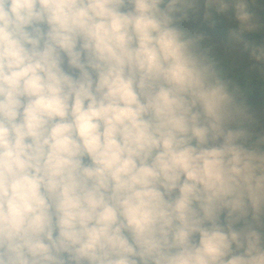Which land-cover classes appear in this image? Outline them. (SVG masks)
<instances>
[{
  "label": "flooded vegetation",
  "instance_id": "flooded-vegetation-1",
  "mask_svg": "<svg viewBox=\"0 0 264 264\" xmlns=\"http://www.w3.org/2000/svg\"><path fill=\"white\" fill-rule=\"evenodd\" d=\"M70 1L0 0V33L3 35L0 38V45L2 41L6 42V46H1L5 51L9 50L14 57H10V65L3 66L5 67L3 70H7L6 67L12 69L13 75L7 83L9 89L0 87V144L6 140L2 135L3 130L11 137L13 143L10 144L11 149L20 148L19 139L31 138L28 144L29 152L20 148L30 159L39 162L54 160L62 165L31 168L20 156L8 159L10 164L7 161L0 163V195L9 194L6 200L0 203V213L10 211L5 217L0 215V253H3L0 254V264L2 262L8 264L5 259L6 253L9 251L13 253V249L16 248L17 252H20L19 263L12 254L14 261L11 259L9 264H83L84 262L91 264L95 255L94 246L100 243L104 235L109 242L106 244V249L96 257L101 263L115 261L116 257L121 256L124 260H130L128 264H216L214 254L210 260V253L213 251L211 247L213 243L210 240L204 243V246L208 245L206 252H201L200 241L209 239L208 229L204 231L207 235L203 233L205 227L203 219L196 223V229L202 232L198 230V234H188V214L195 211V207L190 204L191 201L175 202L180 193L183 194L181 198H185L193 189L206 186L198 185L186 191L185 187L179 184L181 179L178 178L186 174H195L194 168H205L211 163L208 162L211 155H206L207 152L214 155L223 153L227 149L231 151L251 145L252 148L259 150L250 152L261 158L263 162L259 160L262 167L260 169L255 166L258 165V160L251 158L258 175L256 179L253 177L248 180L258 182L261 188L258 191H264L262 189L264 152L261 151L264 150L263 143L260 145L250 143L243 137V134L251 133L264 139V105L262 104L264 100H249L251 103L255 102L249 106L243 103L236 105L237 98L241 97L230 92L228 86L221 87L216 75V85L219 84L220 89L224 90L222 92L225 94L229 92L231 95H224L222 103L217 98L210 103L213 97L203 95L198 89L199 86L188 82L186 77L190 69L196 72L203 68L201 64L216 73L218 66L211 64L206 56L204 46L206 41L217 47H211L210 51L219 54L218 57L216 56L219 60L226 62L227 58L236 62L237 72L243 67L250 77L263 75L264 0L261 2L257 0L255 6L253 5L249 10H242L240 3L231 0H185L174 9L173 16V13L169 12V7H166L160 9V15L155 17L149 13L154 0H90L91 5L96 2L101 7L102 21L107 23L100 33L106 30V35L114 36L113 41L121 38L119 44L127 47L132 42L137 44L147 38L144 42L147 44L146 49L135 46L133 48L138 51L129 52L126 61L129 66L127 72L120 70L121 77H116L117 73L107 71L108 65L113 66L107 56L119 51L117 47L112 48L108 55L104 54L97 58L96 63L91 62L87 67L81 66L83 59L90 56V51L97 52L102 45L104 46L106 37L102 38L99 33L94 41L97 44L94 45V42L90 44V40L93 39L91 33L98 31L84 23V26H88L85 32L89 31V34L79 39V26L65 21L72 7ZM179 2L181 0H176L173 7ZM206 2H211L218 12L210 11ZM165 3L171 6L170 0L160 2V4ZM163 15L166 16V20L163 19ZM34 16L43 22L46 18L48 22H56V28L52 30L50 46L42 44V41L28 42L21 46L18 41L12 39L8 28L3 26V23H12L16 29L15 37L29 38L32 37L30 34L33 32L29 31V28L24 32L22 28L33 27L31 23H35ZM170 17L184 33L192 35V31H199L196 35L206 41L198 45H190V38L181 39L179 34L170 28L173 24L169 20ZM82 21L80 23L85 22ZM145 21L148 22V26L150 25L149 29H136L140 26L145 27L143 23ZM201 26L202 31L199 30ZM134 31L136 36H132ZM43 35L47 37L48 33ZM181 43L185 46L183 47ZM79 45L80 49H78ZM159 50L161 51L155 53ZM197 50L201 55H196L197 52L193 53ZM142 52L155 54L159 60H162L160 62L156 60L158 63L148 60L147 68L156 72L151 76L152 79H149V81L153 80L149 82L150 84L141 82L136 77L137 53ZM215 54L212 56L214 57ZM222 54L226 56H220ZM168 57L175 60H170L172 63L167 62ZM2 58H6L5 53ZM131 69L136 78L128 76ZM78 71L79 77L78 75L75 77ZM223 74L225 75V72ZM12 77L14 84L11 88ZM54 79L58 80L53 82ZM236 83L238 86L239 83L237 81ZM249 83H251L250 79L247 84ZM217 96L220 98L221 95ZM230 96L235 97L234 103L232 98L230 100ZM80 102H85L86 106H105L111 115L99 126L92 128L86 126L77 135L71 137L70 144L75 147L71 151L77 153L81 161L95 162L94 168L89 165L74 168L71 161L73 158L66 151L65 145L60 151L54 147L57 143L52 142L54 134L50 135L54 129L47 124L51 122L49 112L61 115L63 110L71 111L72 106L76 107ZM159 112L163 114L165 121L172 123L171 140L165 143L167 153L170 152V148L175 149L180 145L177 140L179 137H186L187 143L189 139L200 137V130L202 133L205 132L206 136L203 140L198 139L195 145H191L188 154L182 153L183 158H179L176 153L169 154L157 164L150 160V156L147 158L144 155L142 157L139 154L134 156L129 154V150L132 152L137 147L131 145L125 134H122L121 142L117 141L118 146L113 145L116 134L123 133L121 127L116 131L115 125L128 124L129 121H133L132 127L137 126L139 122L147 125L153 123L155 119L159 120ZM151 114H154L155 118ZM246 121L257 122L259 125L245 126L242 123ZM88 127L91 129V134L96 135L95 138L90 139L87 136ZM38 132L42 133L37 135ZM136 134L139 139V132ZM65 143H67L66 139H64ZM144 144L146 142L143 144L138 142L144 151H148L143 147ZM49 147L52 151L48 154L46 149ZM197 147L199 149H196ZM82 151L88 155L81 156ZM105 154L112 157L111 167L105 165L107 159L104 157ZM37 157L39 160H36ZM204 163L205 167L202 166ZM5 165L13 166L4 167ZM57 169L60 171V177L68 185L81 188L72 190L64 186L56 177ZM53 175L55 182L50 177ZM102 175H106L110 183L100 180ZM252 182L245 184V181H240L238 185L242 183L248 190ZM124 183L126 185L121 186ZM203 189L208 196L215 194L209 188ZM13 195L16 196V202L13 200ZM223 201L227 200L222 198L216 201L214 206L217 210L219 203ZM222 207L238 215V220L223 230L220 236L224 241L223 248L226 247L224 263L228 264L227 257L230 250L235 255L230 262L242 258L244 251L250 250V256L254 255L255 251L264 252V243L254 239L251 234L244 233V227H247L244 224L248 225V223H242L241 215L235 210L238 206ZM117 211L123 213L124 219L118 223L108 221L107 231L104 234L101 232L104 227L95 222L87 235H83V230H78L83 229L78 225L82 224L83 220L92 222L95 217L102 219L105 216L113 219ZM218 211L227 218L224 222L233 219L230 212ZM210 216L211 214L205 218L209 219ZM175 217L184 221L186 236L183 246L173 245L171 251L174 254H170L167 258L160 253V249L172 243L168 232L173 229L172 222ZM215 219L216 217H212L209 221ZM59 220L63 224L59 225L60 228L55 225ZM38 223H43V227ZM59 229L62 230L58 232ZM107 234L110 236L108 237ZM141 234L146 235L142 238ZM127 244L128 249H126ZM26 251H32L35 255ZM253 259H249L250 262Z\"/></svg>",
  "mask_w": 264,
  "mask_h": 264
},
{
  "label": "trees",
  "instance_id": "trees-1",
  "mask_svg": "<svg viewBox=\"0 0 264 264\" xmlns=\"http://www.w3.org/2000/svg\"><path fill=\"white\" fill-rule=\"evenodd\" d=\"M161 1L164 0H154L153 3H151L152 7L150 8V14H152V16H156V15H160V9H164V8H168L170 13H173L174 9L177 8L180 3H182L185 0H181V2H179L176 6L173 7V5L175 4L176 0H170L171 2V6L168 5L167 3L165 4H160ZM234 3L237 4H241L240 8L242 10H249L251 9V7H253V5L255 6V2L257 0H231ZM262 0L258 1L261 2ZM1 4V3H0ZM70 4L72 5V7L70 8V10L68 11L67 15H66V19L65 21H67L69 24L72 22L73 19L78 18L81 19V21H85L83 23H86L87 25H91L93 27L96 28H100L105 27V25L107 24L106 22L102 21V15H101V7L95 2L92 5L90 4V0H88L87 2H84V0H71ZM186 4V3H185ZM184 4V5H185ZM125 5V4H124ZM123 5V6H124ZM213 4L211 2H206V6L207 8L210 9V11L217 13L218 11L212 6ZM3 7V6H1ZM118 7V6H117ZM121 7V6H119ZM175 13V12H174ZM174 13L172 14V16L174 15ZM53 14V13H52ZM44 17V16H43ZM175 18V16H174ZM163 19L166 20V16L163 15ZM171 20V17L170 19ZM34 21L36 26L35 27H31L29 31L33 32V34H30L32 37L29 38H17L15 36H13V34L11 32L13 31H9L11 37L13 40L18 41L21 46L24 45V43H35L38 41H42V44H46V46H50V41L51 38L53 37L52 35V30L55 27L56 22H48L47 18L45 19V21L43 22L42 20H40L39 18L34 16ZM171 22L173 24H171L170 28L173 29L175 31V33H178L180 38L182 39V37H188L190 38V45H198L201 44L202 42L206 41L204 39H199L198 35H196L197 33H199V31H192V35L184 33L183 30H181L180 28H178V26L176 24H174V22L171 20ZM146 26L145 27H141L140 29H149L150 25L148 26V22L145 21L143 22ZM9 23H3V26L8 25ZM127 25V23L124 25V27ZM153 27V26H152ZM26 27L24 29V32L27 31ZM116 29V28H115ZM203 27L201 26V28L199 29L200 31H202ZM109 30V29H107ZM111 30V29H110ZM44 33H48L47 37H44ZM105 33L106 30H104L103 32L100 33V35L102 36V38L106 37L105 39V44L104 46L102 45V48H100L97 52H93L90 51V56L89 57H85L83 59V61L81 62V66L82 67H87V65L89 66L91 64V62H97L98 59L105 55H108V52L111 51V49H115V47L119 48V51H138L136 50L135 46H141L144 49H146L147 44H145L144 42H140V43H134L132 42L131 44H129V46H124V45H120L119 42H121V38H117V40L113 41L115 38L114 36L111 37L109 34L106 35ZM106 35V36H105ZM135 40L137 41V38H135ZM199 42V43H198ZM205 46V50H206V56L208 57L209 61L211 64H213L214 66H218V68L216 69V75L218 77V81L219 84L221 85V87H233L235 85L234 82V75L236 73V62L234 63L231 60H227V58L225 59L226 62H222L221 60H219L217 57L219 56V54H215V52L210 51V48H217L215 45L213 46L212 44L210 45V42L206 41ZM39 44V43H38ZM2 46H6V43H4L3 41L1 42ZM32 45V44H31ZM181 45L184 47L185 45H183V43H181ZM76 47V46H75ZM71 48V47H70ZM81 46L79 45L78 49H80ZM156 51L155 53L160 52ZM197 52L196 55H201L200 51H193ZM6 58H2V56L0 57V67L3 66H8L10 65L11 62V58H14L13 55H11V53L8 51H4ZM210 53V54H209ZM145 54V56H143ZM215 56L213 57L212 55ZM4 55V54H3ZM137 57L139 59H145L147 58V60L152 61V62H157L156 60H159L157 57V55H153V54H146V53H137ZM190 56V55H189ZM217 56V57H216ZM220 56H226V55H220ZM9 57V58H8ZM98 58V59H97ZM170 60H175L172 58H166L167 62H171ZM162 60H159L158 62H160ZM157 62V63H158ZM180 62V61H179ZM172 63V62H171ZM203 63H205L203 61ZM206 64V63H205ZM201 66L203 68H201L200 70H197L198 73H200L202 75V81L201 84L199 85V90L203 95H207L209 94L210 96L212 95H221V96H228L227 94H225L224 92H222L221 90H219L217 88L216 85V81L214 80V76L212 74V71H210V69L205 66L204 64H201ZM235 69V70H234ZM220 70V71H219ZM225 72V76H226V81H220V74L223 75V72ZM121 73V72H120ZM120 73L117 75V77H121ZM79 74V71L74 75L75 77ZM132 78H136L139 79L141 82H143V79L141 78V72L137 69V73H136V77H134L133 75V69L130 70V74L128 75ZM79 77V75H78ZM256 77H258L256 75ZM58 79H54L52 80L53 82H56ZM64 81V80H62ZM13 82L14 80H12L11 83V88L13 87ZM194 84H198V80H196L194 82ZM261 85H264V78H261L258 81L257 86L260 87ZM224 93V94H223ZM25 95V94H23ZM229 98L235 99V97L230 96ZM4 100V99H3ZM67 105H69V103H65ZM72 110L68 111V110H63V112H61V115L56 114L55 112H49V116L51 122L47 123L51 126L52 129H54V132L51 133L50 135L54 134V139H52V142H55L57 144L54 145V147H57L59 149V151L61 150L62 146L65 145L66 151H68L73 160L72 161V166L74 165L75 167H80L82 165V167L84 166H91L92 168H94L95 162H89L86 163L84 161L79 160L81 157L79 155H77V153H74L73 148H75L74 146H71L70 142L71 137L77 135V133L85 128L86 126L89 127H97L101 124V122L103 120H107L111 117V115L109 114V112L106 110L105 106H86L85 102H80L77 104L76 107L72 106ZM14 111V110H13ZM83 111V112H82ZM16 112V111H14ZM160 113V112H159ZM151 116H154V114H151ZM155 118V116H154ZM16 119V118H15ZM23 122V121H22ZM22 122L20 125H22ZM133 121H129L128 124L125 123H120L115 125V129L116 131L118 130V127L122 128L123 133H117L116 136L114 137L113 141V145L114 146H118L119 144L117 143V141L121 142L122 141V134H125L128 138L127 140H130L131 145H135V147H137L136 149H134L132 152L131 150H129V154H131L132 156L139 154L143 157L147 158L150 156V160L152 159V161L157 164L161 161V159L165 158V155H169V154H174L176 153L179 158H183L184 155H182V153H186L187 151L191 150V145H195V143L197 142L198 139L203 140V138L206 136V133H202V131L200 130V134L201 136H196L195 138L189 139L186 143V137L182 136L179 137L178 142L180 143V145H178V147H175V149L170 148V152L167 153L166 152V145L165 143L169 142L171 140V136H172V130H171V126L172 123H168L167 121H165L163 114L160 113L159 116V120H156L153 123H148L147 125L144 122H139L137 126L132 127ZM243 125L247 126V125H259V123L257 122H251V121H246L244 123H242ZM88 127V131L89 133H87V136L90 139H93L96 137L95 134H91V129ZM126 128L128 130H126ZM136 132H139V139H138V134H136ZM42 132H38L37 135H39ZM69 135V137L66 136ZM2 135L6 138V140H4L3 143L0 144V154H5L8 151L11 150V146L10 144H13L11 141V137H9L5 131L3 130ZM36 135V136H37ZM181 136V135H180ZM243 137L246 138L248 140V142H252V143H257V144H262L263 143V147H264V139L259 137V136H254L251 133H245L243 134ZM254 137V138H253ZM64 139L67 140V143L64 144ZM31 142V138H27L26 140H20L19 139V146L20 148H23L26 152H29L28 150H30L29 147V143ZM138 142H141V144H143L144 142H146V144L143 145V147L148 150V151H144L142 149V147H140L138 145ZM23 143V145H22ZM249 149V150H256L258 151L259 149L256 148H252L251 145H245L242 146V149ZM196 149H199V147H197ZM52 151V149L49 147L46 149V152L49 154ZM262 152H264V150H261ZM73 153V154H72ZM188 154V152H187ZM81 156H87L88 154L84 153L83 151L80 152ZM46 158H48L49 156H44ZM104 157H106V161H105V165L107 166H112L113 164H111V159L112 157L107 156L106 154L104 155ZM104 159V158H103ZM102 159V161H103ZM36 160H39V158L37 157ZM254 161V160H253ZM10 164V161H7ZM258 163V162H257ZM177 165V163H176ZM6 167H11L13 165H5ZM103 166V164H102ZM203 166H206V164L204 163ZM256 167L262 169V167L260 166V164L258 163V165H255ZM27 167V166H26ZM90 168V167H89ZM13 174V173H12ZM51 179L55 182V177L50 176ZM116 179V177H114ZM257 177H255L256 179ZM52 180H50L52 182ZM93 180V179H90ZM104 182L110 183V179L107 178L106 175H102V178L100 179ZM118 182L120 183L119 179ZM126 183L122 184L121 186H125ZM122 189V188H120ZM228 190L224 193V191L220 192V193H215V194H211L210 197L208 198V194L204 191V189L202 187L199 188H195L193 189L189 194H187V196L184 198H181V195H183L182 193L179 194V196L176 197L175 202L176 203H180L182 200H186V201H191L190 204H192L195 207L196 210V216L193 217L194 220H196L197 222L202 221H207L206 223H204L205 228H209V230H207L208 232V238L209 240L212 242L213 244H211V247L213 248V251L211 252V255L214 254V259L216 260V264H218V249H217V244L215 242V229H218L220 227V225L222 223H224V221L227 219L225 217V215L223 213H220L214 206V204L216 203V201H219L220 199L224 198L227 201H233L236 203H240L243 202L242 199H247L250 198L251 195L249 193H247V189L245 188V185L243 184V186L237 185L235 188H227ZM7 196H9L8 193H2L0 195V203L3 202L4 200H6ZM16 202V196H12ZM27 198H30L29 196H27ZM26 198V199H27ZM204 198V200H203ZM209 200L208 203L206 202V199ZM174 200V198H171ZM213 207V208H212ZM235 210L240 214V211L244 210L241 207H236ZM10 211H5L4 213H0L1 216L5 217L7 215V213H9ZM118 212V211H117ZM121 212V211H120ZM118 212L117 214L113 215V219H111L110 216H105L102 219H97L96 217L94 218V220L92 222H88L87 220H83L81 223L82 224H78L80 227H82L83 229H78V230H83V235H87L90 233V228L91 226L95 225L93 222H95L97 225L103 226L104 228L102 229V233L104 234V232H106V226H108V221L110 222H114V223H118L120 221H122L124 219L123 213ZM209 214H211V216L209 217V219H211L212 217H216L215 221H212L207 218H205V216H208ZM241 215V214H240ZM244 217L243 219L241 218V220H247L250 219L248 214L244 213L243 214ZM214 223V226H209L210 224H212V222ZM173 229L170 230L168 232L170 239L172 240V243L170 244V246H164L162 249H160V253L163 254L164 256H166L167 258H169L170 254H174L172 253V248L173 245H180V247L183 246L184 244V238L186 236V231H184V227L186 228V226H184V221L181 220L180 218H173ZM39 226L43 227V223H38ZM55 225H57V227H59V225H63L61 223V221L59 220L58 222H55ZM207 225V227H206ZM67 226V225H66ZM209 226V227H208ZM60 228V227H59ZM190 228V227H189ZM212 228H214V230L212 231ZM175 229V230H174ZM188 229V228H187ZM48 230V229H46ZM62 230L59 229L58 232ZM190 230V229H189ZM142 238H144L146 234H141ZM107 236L109 237L110 235L107 234ZM221 240V237H220ZM108 239L104 236L101 237L100 239V243L97 244L96 246H94V257L92 258V263L91 264H128L130 262L129 259L124 260L121 256L116 257L115 261L112 262H106V263H101L100 260H97L96 257L97 255H99L101 252H103L106 249V244L108 243ZM223 245V244H222ZM6 246V245H4ZM16 246V245H15ZM126 249H128V244L126 245ZM224 251V248H223ZM28 254H32L35 255V253H32V251H26ZM225 255V251L223 252ZM3 254V253H0ZM12 254L14 256L15 261H17L19 263V257H20V252H17V248L13 249V253L11 251H9L8 253H6L5 259L7 261V263L9 264L10 260L12 259L14 261V259L12 258ZM192 256L194 255L193 253L191 254ZM1 264H4L3 262ZM83 264H87V263H83ZM137 264V263H136ZM225 264V263H224Z\"/></svg>",
  "mask_w": 264,
  "mask_h": 264
},
{
  "label": "rangeland",
  "instance_id": "rangeland-1",
  "mask_svg": "<svg viewBox=\"0 0 264 264\" xmlns=\"http://www.w3.org/2000/svg\"><path fill=\"white\" fill-rule=\"evenodd\" d=\"M87 29H88V26H82L78 30V38L79 39H82L83 35L89 34V31L85 32ZM96 29L98 32L91 33V35L93 36V39L90 40V44L93 43L97 39L96 36L102 30L100 28H96ZM136 29H140V28L137 27ZM135 33H136V31H134L132 33V36H136ZM146 41H147V38H144L140 42H146ZM96 44L97 43L94 42V45H96ZM128 56H129V53L123 52V51H119L118 53H111L110 55H108L107 59L109 60V63L112 64L113 66L108 65L107 71L108 72L112 71L113 73H117V74H119L120 70H124L125 72H127V68L129 65L126 64V61L128 60ZM134 56H136V55H134ZM136 64H137V69L143 75L144 83L152 82L153 80L149 81V79H152L151 76H154V73H156V72L153 70H147V72H146V71H142L140 69V67L148 65V60L137 58ZM146 73H148V74H146ZM257 76L258 77H256V75H253V77L248 76V73L246 72L245 68H243V67L238 72L236 71V73L234 75L235 85L233 87H228L230 92L236 94L238 97H241V98H237V104L236 105H238L240 103H243L244 105H247V106H249V104H255L254 101H253V103H251L249 100L242 99V98L254 99V98L264 97V85H261L260 87L257 86L258 81L261 78H264V73H263V75L258 74ZM10 77H11V74L8 71L0 70V84H1L0 87L2 89H9V86L7 85V83L9 81ZM200 77H202V75L200 73H198L197 71L195 72L192 69H190L187 73L186 80L188 82H191L192 84H194V82L196 80H198L197 86H199L201 84V81H202V78H200ZM248 79L251 80V83H249V85L247 84ZM223 80L226 81V76L224 74L223 75L220 74V81H223ZM236 81L239 83L238 86H237ZM14 88H17V87H14ZM207 95L210 96L209 94H207ZM211 97H213V98L210 100V103H212L214 100H216L214 98H217V100H219L222 103V100L224 98L223 96H220V98H218L217 95H212ZM230 100H231V98H230ZM234 101H235V99L232 100V103H234ZM217 103H219V102H217ZM262 104L264 105V101ZM250 151H252V150H249V149L245 150V149H240V148L238 149L237 148V149H231V151H230V149H227L223 153H216L214 155L210 152L209 153L207 152L206 155H209V156L211 155L210 156L211 159L208 161L211 163H209L206 167L204 166L205 168H201V169L194 168L193 169L194 172L196 171L195 174H186L184 176H180L178 179L183 180V182L181 180L180 181L176 180V181H179V184L181 186L185 187L186 191H190L188 189H191L192 187L195 188L198 185H200V186L205 185L206 187H203V188H205V189L209 188L210 190L214 191L213 193H220L222 191H224V193H225L228 190L227 188H229L228 186H236L239 184L240 181L241 182L245 181V184H248L249 182H252V181H249L248 178L250 179V178L254 177V179H255V177H257V175H258L256 167L251 163V158H256L258 160V163H259V160L261 162H263L261 158L257 157L256 155H254ZM260 176H262V175H260ZM241 186H243L242 183H241ZM178 187H180V186H178ZM259 189H261V188H259L258 182L253 181L247 190V191H249L247 193H249L251 195V197L247 198V199H242L243 202H240V203L252 204V203L263 202L264 201V191H258ZM262 189H264V184H262ZM207 197L209 198L210 196H207ZM203 200H204V198H203ZM205 200L208 203L209 200H207V199H205ZM244 213H248V215L252 216L250 219L241 220L243 224L246 222L248 223V225L244 224L245 226H247V227H244V230H243L244 233L245 234L249 233L253 236L254 239H258L260 242L264 243V205L259 206V207H255L252 209H244V210L240 211L242 219L244 217H246L243 215ZM195 216H196V210L191 211V213L189 212V214H188L189 221L187 220V223H188V226L190 227L188 234H191V235L192 234L194 235L195 233L198 234V230H200V229H196L197 221L193 219V217H195ZM185 219H187L186 215H185ZM212 221H214V220H212ZM206 222L207 221H204V223H206ZM213 224L214 223L212 222V225ZM206 227H207V225H206ZM201 229H202V227H201ZM206 229L209 230V228L204 227L203 233L207 235V233L204 232ZM233 229H235V228H233ZM213 230H214V228H212V231ZM200 231L202 232V230H200ZM215 231H217V229H215ZM207 241H209V239H204V240L200 241V243L202 244V247H200V248H202L201 252L202 251L206 252V250L208 249V245L204 246V243H206ZM212 243H213V241H212ZM221 243L224 246V241L222 239H221ZM225 249H226V247H225ZM225 249H224V251H225ZM256 253H257V255H255ZM250 254H251L250 250H249V252L244 251L243 255L241 256L242 258L236 259V260L233 259L230 262V260L235 256L233 254V252L231 253V250H230L229 257H227L228 264H233V263L234 264H244L246 261L248 262V264H264V252L259 253V251H255L254 259L252 258L254 255L250 256ZM212 256L213 255H211V253H210V260H212ZM224 257L226 259V251H225ZM244 258H246L245 262H243ZM249 259L250 260L253 259V261L250 262ZM200 264H203V263H200Z\"/></svg>",
  "mask_w": 264,
  "mask_h": 264
},
{
  "label": "water",
  "instance_id": "water-1",
  "mask_svg": "<svg viewBox=\"0 0 264 264\" xmlns=\"http://www.w3.org/2000/svg\"><path fill=\"white\" fill-rule=\"evenodd\" d=\"M212 74L214 76V79L216 81V73L214 70H212ZM217 87L220 89V86L219 84H217ZM221 91H224L222 88L220 89ZM227 94L231 95V93L229 92H226ZM248 100H264V97H261V98H254V99H251V98H247ZM13 156H20L24 162L26 163L27 166L31 167V168H41V167H45V166H49V165H56V166H62L60 165L57 161H54V160H48V161H34L32 159H30L26 153L21 150L20 148L18 147H15L13 149H11L10 151H8L7 153L5 154H0V162H4L8 159H10L11 157ZM57 173V178L59 180V182H61L64 186H66L67 188H70L72 190H77V189H80L81 187L79 186H70L68 185L61 177H60V171L57 169L56 171ZM92 187V186H91ZM261 205H264V201L263 202H259V203H252V204H243V203H236V202H229V201H223L221 203H219L218 205V210H221V211H227V212H230L233 216V219L230 220V221H226L224 222L218 229L217 231H215V242L217 244V249H218V264H224V253H223V245L221 243V240H220V236H221V233L223 232V230H225L229 225H231L232 223L236 222L238 220V215L233 212V211H229L228 209H224L222 206H232V207H235V206H238V207H241V208H254V207H259Z\"/></svg>",
  "mask_w": 264,
  "mask_h": 264
},
{
  "label": "crops",
  "instance_id": "crops-1",
  "mask_svg": "<svg viewBox=\"0 0 264 264\" xmlns=\"http://www.w3.org/2000/svg\"><path fill=\"white\" fill-rule=\"evenodd\" d=\"M80 21L81 20H79L78 18H75V19H73L72 20V22H71V24H73V25H78L79 26V28H81L82 26H84V23H80ZM32 24V26L33 27H35L36 26V24L33 22V23H31ZM5 27H7L8 28V30L11 32V31H13V32H11L12 34H13V36L15 35V28H14V26H13V24L12 23H9L8 25H6ZM26 27H28V26H24L23 28H22V30L24 31V29L26 28ZM29 29L31 28V27H28ZM94 28H96V27H94ZM101 29H102V27H101ZM110 29V28H109ZM113 29H115V28H113ZM1 35H0V38H2L3 37V35H2V33H0ZM17 38H22V37H17ZM4 42V41H3ZM4 43H6V42H4ZM70 47L71 46H69V49H70ZM4 48L0 45V57L1 56H3V54H4ZM123 52H127V51H124V50H122ZM119 52V51H118ZM117 51L116 52H113V53H118ZM127 53H129V52H127ZM120 54V53H119ZM146 59V58H145ZM148 67V65H145V66H143L142 68H141V70H143V71H145V70H149V68H147ZM5 67H0V70H3ZM7 68V70L6 71H8L10 74H11V76L13 75V70L12 69H10V68H8V67H6ZM147 72V71H146ZM119 73H120V71H119ZM121 74V73H120ZM123 75H125V73L123 72ZM14 77V76H13ZM13 77H12V80H13ZM141 78L143 79V75H142V73H141ZM11 80V81H12ZM14 84V83H13ZM15 87V86H14ZM7 161V160H6ZM1 163V162H0ZM4 167H6V166H4Z\"/></svg>",
  "mask_w": 264,
  "mask_h": 264
},
{
  "label": "bare ground",
  "instance_id": "bare-ground-1",
  "mask_svg": "<svg viewBox=\"0 0 264 264\" xmlns=\"http://www.w3.org/2000/svg\"><path fill=\"white\" fill-rule=\"evenodd\" d=\"M230 221V220H229Z\"/></svg>",
  "mask_w": 264,
  "mask_h": 264
}]
</instances>
